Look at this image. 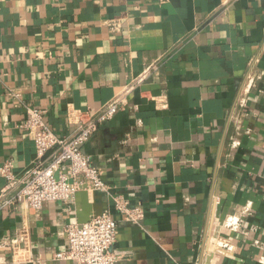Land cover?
<instances>
[{"label": "crops", "instance_id": "1", "mask_svg": "<svg viewBox=\"0 0 264 264\" xmlns=\"http://www.w3.org/2000/svg\"><path fill=\"white\" fill-rule=\"evenodd\" d=\"M153 63L84 146L143 219L127 222L107 194L21 203L0 210V244L15 240L0 260L75 264L54 258L67 226L108 205L116 264H264V0H0V164L20 178L36 159L27 106L67 136L69 107L99 110Z\"/></svg>", "mask_w": 264, "mask_h": 264}, {"label": "built area", "instance_id": "2", "mask_svg": "<svg viewBox=\"0 0 264 264\" xmlns=\"http://www.w3.org/2000/svg\"><path fill=\"white\" fill-rule=\"evenodd\" d=\"M112 29L120 26V21L109 24ZM158 70L153 63L135 78L123 86L109 102L99 110H79L69 107L68 122L74 130L67 136H59L47 122V110L43 107L27 106V117L20 124L35 141L37 156L32 167L20 178L15 172L13 160L0 164V178L6 180L0 192V210L16 209L21 203L30 208L41 210L48 202H63L68 206L76 203V198L87 193L96 199L107 194L113 200L115 209L125 216V220L138 223L144 217L140 208H131L120 195L112 192V187L103 179V171L93 165L91 158L84 152V146L92 139L100 126L113 120L124 109L130 95L143 87ZM161 95L155 101L164 99ZM245 105L244 100L241 106ZM110 207L104 206L101 214H92L85 223L74 222L67 226L68 248L55 255L57 261L75 264H116L118 256L113 246L118 236V221L112 215ZM231 227L238 225V220L230 218ZM15 240L4 241L0 249L15 248ZM221 249L231 252L226 243ZM18 250V255L11 261L0 260V264H24L33 262L32 256Z\"/></svg>", "mask_w": 264, "mask_h": 264}, {"label": "water", "instance_id": "3", "mask_svg": "<svg viewBox=\"0 0 264 264\" xmlns=\"http://www.w3.org/2000/svg\"><path fill=\"white\" fill-rule=\"evenodd\" d=\"M81 195H83V196L85 197V200L88 201V195H87V193H82ZM84 208H86V206H84V204H82V206H81V208H80V213L83 212ZM81 214H82V213H81ZM92 214H93V213H92ZM92 214H88L87 219H85V220H83V221L81 220V223H85V222H87V221L90 219V217H91ZM94 214L98 215V214H101V212H94Z\"/></svg>", "mask_w": 264, "mask_h": 264}]
</instances>
